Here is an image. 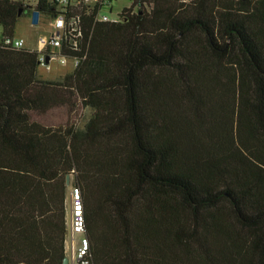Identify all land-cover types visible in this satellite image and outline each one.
Returning <instances> with one entry per match:
<instances>
[{
    "label": "trees",
    "instance_id": "1",
    "mask_svg": "<svg viewBox=\"0 0 264 264\" xmlns=\"http://www.w3.org/2000/svg\"><path fill=\"white\" fill-rule=\"evenodd\" d=\"M22 14L0 0V264H62L66 176L90 264H264V0L89 16L87 58L52 80L2 44Z\"/></svg>",
    "mask_w": 264,
    "mask_h": 264
},
{
    "label": "built area",
    "instance_id": "2",
    "mask_svg": "<svg viewBox=\"0 0 264 264\" xmlns=\"http://www.w3.org/2000/svg\"><path fill=\"white\" fill-rule=\"evenodd\" d=\"M21 5L24 15H30V27L35 33V48L28 45L27 38L12 35L2 37V44L15 50H26L36 57L39 70L51 73L54 69L65 72L77 68L86 58L89 42L84 35V19L92 16L94 22L119 23L121 12L110 17L113 4L118 0H12ZM132 4V0H129ZM193 0H181L190 3ZM130 4V6H131ZM129 6V7H130ZM138 7L134 8V11ZM66 208V231L64 249L69 264H90L89 239L85 233L83 201L79 188L70 186ZM69 254H68V253Z\"/></svg>",
    "mask_w": 264,
    "mask_h": 264
},
{
    "label": "rangeland",
    "instance_id": "3",
    "mask_svg": "<svg viewBox=\"0 0 264 264\" xmlns=\"http://www.w3.org/2000/svg\"><path fill=\"white\" fill-rule=\"evenodd\" d=\"M130 4L131 3L129 0H118L117 2L113 4L114 6L113 11H112L113 13L110 14L107 11H105V13L109 15L110 17H112L113 15L116 14V12H120L122 9L129 7ZM30 15L31 13H28L24 15L23 17H20L16 25L15 35L18 37L27 38L28 45L32 48H35L36 46L35 39L33 38V36L31 37V39L29 37L31 33H35L36 31L35 29L29 26L30 25ZM39 73L43 76L44 79L52 80V79L60 78L67 72H65L63 69H54L52 70L51 73H45V71L41 69L39 70ZM83 114H84V110L81 108L80 105H78L75 110L68 109V108H55L42 115L32 113L30 116L33 121H36L44 126L57 127V126H64L66 124H71L73 122H80L81 119L83 118ZM71 184H72V177H70L69 187L72 186ZM68 193H69V189H68L67 197H66V208H68V201H67Z\"/></svg>",
    "mask_w": 264,
    "mask_h": 264
},
{
    "label": "water",
    "instance_id": "4",
    "mask_svg": "<svg viewBox=\"0 0 264 264\" xmlns=\"http://www.w3.org/2000/svg\"><path fill=\"white\" fill-rule=\"evenodd\" d=\"M65 181H66V187H69V185H70L69 176H66V180ZM62 264H69V259L66 256L63 258Z\"/></svg>",
    "mask_w": 264,
    "mask_h": 264
}]
</instances>
